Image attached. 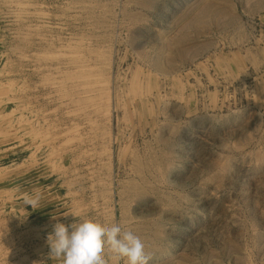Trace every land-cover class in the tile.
Here are the masks:
<instances>
[{
	"label": "rangeland",
	"instance_id": "rangeland-1",
	"mask_svg": "<svg viewBox=\"0 0 264 264\" xmlns=\"http://www.w3.org/2000/svg\"><path fill=\"white\" fill-rule=\"evenodd\" d=\"M80 219L264 264V0H0V264Z\"/></svg>",
	"mask_w": 264,
	"mask_h": 264
},
{
	"label": "clouds",
	"instance_id": "clouds-1",
	"mask_svg": "<svg viewBox=\"0 0 264 264\" xmlns=\"http://www.w3.org/2000/svg\"><path fill=\"white\" fill-rule=\"evenodd\" d=\"M40 201L39 192L23 197V203L33 209L40 206ZM47 244L49 257L62 259L63 264H108L106 251L115 264H149L153 259V253L146 251L144 242L133 231L93 219H80L70 225L54 223Z\"/></svg>",
	"mask_w": 264,
	"mask_h": 264
},
{
	"label": "bare ground",
	"instance_id": "bare-ground-1",
	"mask_svg": "<svg viewBox=\"0 0 264 264\" xmlns=\"http://www.w3.org/2000/svg\"><path fill=\"white\" fill-rule=\"evenodd\" d=\"M39 15H40V14H39ZM76 44H78V43H76ZM68 45H70V44H68ZM72 52H73V51H72ZM78 52H80V51H78ZM70 53H71V52H70ZM70 53H69V54H70ZM91 54H92V53H91ZM47 57H48V56H47ZM47 57H46V58H47ZM78 57H79V56H78ZM69 58H70V57H69ZM50 60H52V59H50ZM70 61H71V60H70ZM84 63H85V62H84ZM88 63H89V62H88ZM58 65H59V64H58ZM95 65H96V64H95ZM70 66H71V65H70ZM72 66H73V65H72ZM91 66H92V65H91ZM75 67H76V66H75ZM58 69H59V68H58ZM96 69H97V68H96ZM73 70H75V69H73ZM84 71H85V70H84ZM71 72H72V71H71ZM86 72H87V71H86ZM87 73H88V72H87ZM87 73H85V74H87ZM92 73H93V72H92ZM81 74H82V73H81ZM83 74H84V73H83ZM87 75H88V74H87ZM80 76H81V75H80ZM84 76H85V75H84ZM80 78H84V77L82 76V77H80ZM85 78L88 79V76L85 77ZM85 78H84V80H85ZM89 78H90V77H89ZM87 79H86V80H87ZM93 80H94V79H93ZM98 80H99V79H98ZM105 81H106V80H105ZM96 82H97V81H96ZM96 82H95V83H96ZM84 83H86V82H84ZM87 83L90 84V80L87 81ZM89 84H87V86H89ZM98 85H99V83H98ZM100 85H101V84H100ZM103 85H104V84H103ZM87 86H86V87H87ZM92 86H93V85H92ZM74 87L77 88L76 85H75ZM79 87H80V86H79ZM99 87H100V86H99ZM100 88H102V87H100ZM104 88H105V86H104ZM99 90H100V89H99ZM103 90H104V89H103ZM75 92H76V91H75ZM96 92H97V91H96ZM104 92H105V91H104ZM92 94H93V93H92ZM106 94H107V93H106ZM106 94H105V96H107ZM82 95H83V94H82ZM94 95H95V94H94ZM99 95H100V94H99ZM108 95H109V94H108ZM94 98H95V97H94ZM101 99H102V98H101ZM101 99H100V100H101ZM107 99H108V98H107ZM96 102H97V101H96ZM97 103H98V102H97ZM108 104H109V103H108ZM107 113H108V112H107Z\"/></svg>",
	"mask_w": 264,
	"mask_h": 264
}]
</instances>
